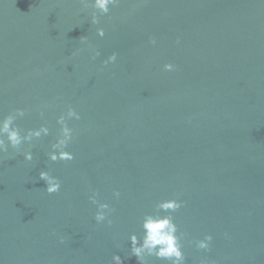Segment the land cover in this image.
I'll return each instance as SVG.
<instances>
[{
	"label": "water",
	"instance_id": "obj_1",
	"mask_svg": "<svg viewBox=\"0 0 264 264\" xmlns=\"http://www.w3.org/2000/svg\"><path fill=\"white\" fill-rule=\"evenodd\" d=\"M93 11L79 0H0V118L26 109L18 126L52 131L24 145L31 163L0 154V264H138L129 236L176 197L186 201L173 215L189 233L187 264H264V3L120 0L99 25ZM69 105L82 117L69 122L76 159L52 163ZM41 170L60 178L59 193L47 194ZM89 187L116 209L112 227L96 224ZM208 234L212 251H198L190 241Z\"/></svg>",
	"mask_w": 264,
	"mask_h": 264
},
{
	"label": "clouds",
	"instance_id": "obj_2",
	"mask_svg": "<svg viewBox=\"0 0 264 264\" xmlns=\"http://www.w3.org/2000/svg\"><path fill=\"white\" fill-rule=\"evenodd\" d=\"M85 8H92L91 23L99 25L101 16H108L113 7L119 5L120 0H79ZM264 3V0H261ZM100 38L105 37L106 33L103 28H97L96 33ZM80 43L87 44L92 51V59L95 60L100 56L88 38L81 37ZM149 43L152 46L157 45L155 37L149 38ZM181 41L176 40L179 45ZM118 60V54L112 53L106 60L103 61V66L107 67L110 64H115ZM165 72L177 71V66L173 63L163 65ZM47 107V106H45ZM28 115L26 109H15L7 116L0 118V154H8L9 149L16 155H23L24 160L31 163L34 160L33 152L24 149V145H34L45 137L51 136L52 131L47 122L38 128L24 130L18 126L17 121ZM39 116L41 120H45V111L40 110ZM81 114L76 108L69 105L67 110L61 113L56 121L59 126L55 142L51 144V150L47 153L48 160L52 163L71 162L76 159L75 154L68 149L76 139V129L70 126V121H80ZM39 178L46 184V192L48 195L57 194L62 189V181L59 177L53 175L49 170H41ZM122 193L119 190L113 191L115 200H120ZM88 199L92 205L96 207L94 220L97 225L107 224L112 227L115 223L113 217L116 209L108 202H101L100 192L97 189L89 187ZM186 206V201L179 197L173 199L161 200L155 204L154 210L151 213L143 215L141 219L142 234H131L128 238L131 244V256L136 257L138 264H153V260L164 262V264H187L184 254V245L182 241L188 238L189 233L181 232L175 222L174 213ZM56 235V233H53ZM224 238L230 240L229 233H224ZM67 237L60 235L59 243L65 244ZM91 239V236L88 237ZM214 237L210 234L205 235L202 239L190 241L195 244L198 251L210 253L212 251ZM112 264H124V261L119 255L112 257ZM202 264H209L207 260L202 261ZM211 264H216L212 261Z\"/></svg>",
	"mask_w": 264,
	"mask_h": 264
}]
</instances>
